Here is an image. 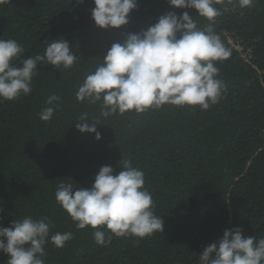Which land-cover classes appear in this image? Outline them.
<instances>
[{
  "label": "trees",
  "instance_id": "16d2710c",
  "mask_svg": "<svg viewBox=\"0 0 264 264\" xmlns=\"http://www.w3.org/2000/svg\"><path fill=\"white\" fill-rule=\"evenodd\" d=\"M214 6L221 13L214 30L231 51L215 62L227 86L223 98L208 110L166 104L100 118L96 140L75 123L84 112L98 118L99 102L81 103L75 94L111 44L169 11H187L201 29L209 21L167 0H137L127 25L102 30L91 19L92 0H0V39L16 40L25 50L21 59L43 55L45 41L60 37L78 55L69 69L38 65L30 94L0 102V227L46 217L54 225L50 235L73 233L62 248L46 243L45 264H200L204 248L225 229L264 238V0L251 7L214 0ZM53 94L61 101L43 121L38 113ZM122 159L144 172L163 231L113 236L99 246L93 230L76 228L54 194L61 182L90 188L102 166L118 174ZM8 259L0 252V264Z\"/></svg>",
  "mask_w": 264,
  "mask_h": 264
},
{
  "label": "clouds",
  "instance_id": "9594fccd",
  "mask_svg": "<svg viewBox=\"0 0 264 264\" xmlns=\"http://www.w3.org/2000/svg\"><path fill=\"white\" fill-rule=\"evenodd\" d=\"M82 3L83 0H78ZM91 19L102 30L119 29L129 23V14L137 0H92ZM174 9H195L196 15L209 21L203 29L187 11L177 15L169 11L147 30L127 33L122 41L112 43L101 63L78 86L76 99L89 105L99 102V117L90 120L87 112L78 117L75 127L81 133L94 134L100 118L125 112L143 113L164 105L199 106L208 110L227 91L215 62L230 57L231 51L213 27L220 10L214 0H167ZM253 0H240L241 7H251ZM43 55L21 59L24 48L13 39H0V102L17 99L32 92V79L38 65L54 69L71 68L78 59L63 37L45 41ZM13 61H19V65ZM61 98L55 94L38 116L50 121ZM121 171L102 166L90 188L61 182L55 199L75 222L76 228L90 227L99 246L113 236L144 238L162 232L164 220L154 214L155 205L145 187V174L130 160L119 162ZM51 221L25 216L9 227H0V252L8 255L7 264H45V245L65 246L73 233L55 232ZM106 230L107 238H106ZM200 264H264V238L242 234L240 227L225 229L222 238L207 245L199 255Z\"/></svg>",
  "mask_w": 264,
  "mask_h": 264
}]
</instances>
